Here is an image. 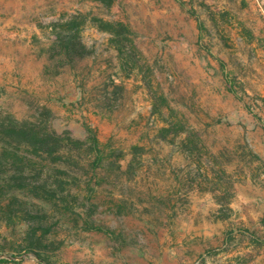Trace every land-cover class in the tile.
Segmentation results:
<instances>
[{"label": "rangeland", "instance_id": "1", "mask_svg": "<svg viewBox=\"0 0 264 264\" xmlns=\"http://www.w3.org/2000/svg\"><path fill=\"white\" fill-rule=\"evenodd\" d=\"M10 121L0 264H264V0H0Z\"/></svg>", "mask_w": 264, "mask_h": 264}, {"label": "trees", "instance_id": "2", "mask_svg": "<svg viewBox=\"0 0 264 264\" xmlns=\"http://www.w3.org/2000/svg\"><path fill=\"white\" fill-rule=\"evenodd\" d=\"M57 43L62 47V51L70 57L86 55L85 46L77 39V35L65 36L61 32L57 33ZM0 130L7 137L11 138L9 142L23 144L33 148L36 153L46 152L50 156L61 155L62 150L67 145L66 142H79V139H74L71 135L64 137L56 130L47 132L43 127L36 124H31L26 121L13 122L1 125ZM69 133V132H68ZM55 156V158L57 157ZM17 160V159H16ZM17 163V162H16ZM100 230L99 227H93ZM41 258V257H39ZM5 260V259H4ZM41 260L44 261L43 258Z\"/></svg>", "mask_w": 264, "mask_h": 264}]
</instances>
